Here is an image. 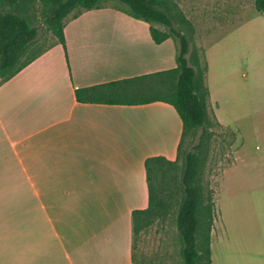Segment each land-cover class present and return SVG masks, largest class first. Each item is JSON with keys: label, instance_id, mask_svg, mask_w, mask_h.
<instances>
[{"label": "crops", "instance_id": "crops-1", "mask_svg": "<svg viewBox=\"0 0 264 264\" xmlns=\"http://www.w3.org/2000/svg\"><path fill=\"white\" fill-rule=\"evenodd\" d=\"M254 13L224 47L204 49L213 114L235 134L238 119L264 116V14ZM63 33L64 47L0 83V264H132L131 213L147 207L144 162L175 160L181 121L165 103L80 104L74 91L174 68L175 45L155 44L145 22L112 7L83 12ZM241 130L264 145V121ZM232 153L213 202L240 213L214 219L210 261L264 264L261 222L244 218L249 196L216 197L235 174L258 180L264 203V170H239L248 165Z\"/></svg>", "mask_w": 264, "mask_h": 264}, {"label": "trees", "instance_id": "trees-1", "mask_svg": "<svg viewBox=\"0 0 264 264\" xmlns=\"http://www.w3.org/2000/svg\"><path fill=\"white\" fill-rule=\"evenodd\" d=\"M34 3H38L43 23L55 39L47 49L55 44L64 47L63 29L69 21L109 3H115L112 8L130 18L145 22L155 44L172 40L174 68L76 89L74 97L80 104L140 106L161 102L174 108L181 121L176 158L151 157L144 162L147 207L131 213V261L136 264L139 234L154 223L170 220L176 230L178 263L211 264L215 211L212 192L203 184L202 165L209 117L223 127L209 102L205 57L200 60L190 45L189 20L172 0H0V83L10 80L47 50H33L38 32L29 12ZM254 9L264 14V0H254Z\"/></svg>", "mask_w": 264, "mask_h": 264}, {"label": "rangeland", "instance_id": "rangeland-1", "mask_svg": "<svg viewBox=\"0 0 264 264\" xmlns=\"http://www.w3.org/2000/svg\"><path fill=\"white\" fill-rule=\"evenodd\" d=\"M176 2L180 12L189 20V38L192 46L203 61L205 47L218 44L224 47L226 36L229 32L238 27L241 22L247 21L256 16L254 0H172ZM115 3H109L107 7H113ZM29 15L34 19L33 25L37 28L38 37L34 46V51H44L55 39L43 23L41 11L38 3ZM254 123H263L264 116L256 115L253 119L242 118L235 122L238 131L233 135L232 131L220 128L216 125L213 118L209 117L210 129L206 139V156L202 165V180L205 187L212 192L219 187L222 173L225 169L231 168L233 163V148L238 149L240 159L246 161L247 169H242L244 163H237L239 170L243 172L264 170V145L257 140L254 133L247 131L245 135L241 126ZM236 127V126H235ZM263 158L262 162L258 161ZM260 165V166H259ZM258 180H246L237 177L235 174L216 192L218 199L231 197L232 195H246L251 199L250 207H244V218L250 222H261L264 231V203L258 200L259 193L255 190L258 187ZM228 186V188H226ZM227 189V190H226ZM241 189V191H240ZM240 193V194H237ZM233 198V197H232ZM222 204L217 211L214 207L215 218L219 224L222 220L231 217H238L240 212L231 211L229 208H222ZM246 211V212H245ZM134 251L136 264H179L178 263V243L176 230L170 220L154 223L143 230L135 243Z\"/></svg>", "mask_w": 264, "mask_h": 264}]
</instances>
